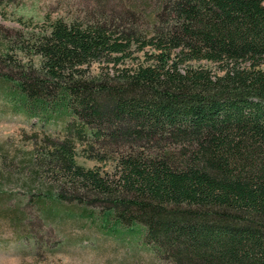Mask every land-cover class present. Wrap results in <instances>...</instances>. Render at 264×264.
Listing matches in <instances>:
<instances>
[{
	"label": "trees",
	"instance_id": "trees-1",
	"mask_svg": "<svg viewBox=\"0 0 264 264\" xmlns=\"http://www.w3.org/2000/svg\"><path fill=\"white\" fill-rule=\"evenodd\" d=\"M173 2L185 21L148 39L120 20L102 25L60 18L0 43V83L8 94L0 90L12 109L29 116L83 119L72 133L77 138L55 146L51 171L62 184L82 186L85 194L76 201L102 202L105 221L113 216L116 225L138 226L178 264H264V0ZM147 45L154 48L148 62L119 68L114 81L104 72L108 67L92 72L112 51L124 62ZM19 53L37 61L22 62ZM203 59L223 74L180 68ZM123 123L127 139H139V129L148 140L171 130L189 150L182 157L173 150L128 155L106 176L77 164L75 139L86 140V129L100 138L101 127ZM32 195L25 203L46 206L44 195L29 202ZM63 197L57 192L50 201ZM55 208L41 210L54 216ZM16 210L19 224L24 220Z\"/></svg>",
	"mask_w": 264,
	"mask_h": 264
},
{
	"label": "rangeland",
	"instance_id": "rangeland-1",
	"mask_svg": "<svg viewBox=\"0 0 264 264\" xmlns=\"http://www.w3.org/2000/svg\"><path fill=\"white\" fill-rule=\"evenodd\" d=\"M173 3V0H0V43L12 42L16 35L40 32L44 22L60 18L102 25L120 20L124 22L122 26L138 30L141 39H148L185 21L183 15L177 14V7H172ZM153 49L147 45L124 62L118 60L119 52L112 51L103 62L93 65L92 72L98 75L102 66L108 67L104 72L114 81L119 68L148 62ZM17 58L22 62L31 59L36 62L38 57L19 53ZM190 66L212 68L223 74L221 66L205 59L188 61L180 68L185 70ZM260 67L264 69V63ZM0 89L8 92L2 84ZM1 90L0 264H178L169 255L172 251L165 256L148 243L138 226L132 229L126 223L116 225L113 216L105 221L103 212L107 207L102 202L86 197L85 202L76 201V194H85L82 186L65 185L60 182L61 176L54 177L51 170L55 166L51 164L55 146L66 138H77L72 133L75 128L83 127V119L70 113L50 121H44L40 115L29 116L12 109ZM119 125L109 131L107 126L101 127L100 138L86 129V140L75 139L77 164L106 176L114 174L118 161L128 155L173 150L172 156L182 157L189 150L187 143L176 138L171 130L157 133L148 140L149 133L139 129L141 136L134 140V136L124 137L120 128L127 130V127L124 123ZM57 192L64 197L61 202L51 203L50 197ZM28 193L34 194L29 202L35 201L38 197L35 194L44 195L46 206L25 203ZM182 204L202 210L195 204L185 201ZM18 206L24 220L19 224L13 222ZM46 207L58 211L54 216H47L42 212Z\"/></svg>",
	"mask_w": 264,
	"mask_h": 264
}]
</instances>
